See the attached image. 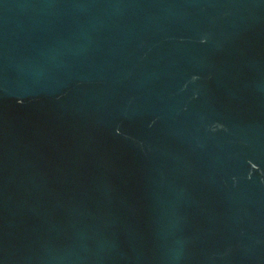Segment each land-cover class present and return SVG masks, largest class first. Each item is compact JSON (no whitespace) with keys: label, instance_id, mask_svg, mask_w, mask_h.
I'll use <instances>...</instances> for the list:
<instances>
[{"label":"water","instance_id":"obj_1","mask_svg":"<svg viewBox=\"0 0 264 264\" xmlns=\"http://www.w3.org/2000/svg\"><path fill=\"white\" fill-rule=\"evenodd\" d=\"M0 264H264V0H0Z\"/></svg>","mask_w":264,"mask_h":264}]
</instances>
